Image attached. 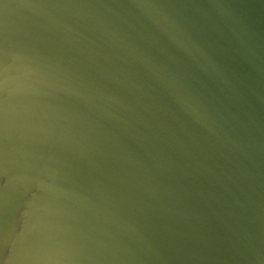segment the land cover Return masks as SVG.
I'll return each mask as SVG.
<instances>
[{
	"label": "water",
	"instance_id": "1",
	"mask_svg": "<svg viewBox=\"0 0 264 264\" xmlns=\"http://www.w3.org/2000/svg\"><path fill=\"white\" fill-rule=\"evenodd\" d=\"M0 264H264V0H0Z\"/></svg>",
	"mask_w": 264,
	"mask_h": 264
}]
</instances>
